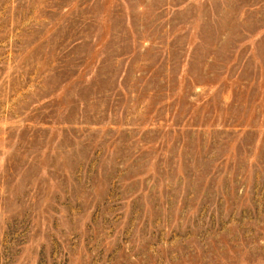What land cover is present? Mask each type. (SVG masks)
Returning a JSON list of instances; mask_svg holds the SVG:
<instances>
[{"label": "rangeland", "instance_id": "1", "mask_svg": "<svg viewBox=\"0 0 264 264\" xmlns=\"http://www.w3.org/2000/svg\"><path fill=\"white\" fill-rule=\"evenodd\" d=\"M0 264H264V0H0Z\"/></svg>", "mask_w": 264, "mask_h": 264}]
</instances>
